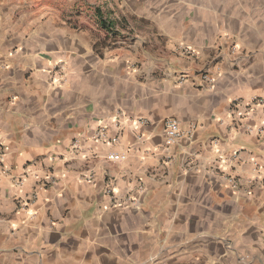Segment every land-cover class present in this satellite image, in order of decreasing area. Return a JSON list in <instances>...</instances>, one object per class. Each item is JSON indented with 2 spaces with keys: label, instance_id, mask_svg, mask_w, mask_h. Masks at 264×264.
Masks as SVG:
<instances>
[{
  "label": "crops",
  "instance_id": "1",
  "mask_svg": "<svg viewBox=\"0 0 264 264\" xmlns=\"http://www.w3.org/2000/svg\"><path fill=\"white\" fill-rule=\"evenodd\" d=\"M253 97L264 0H0V264H264V112L231 127ZM117 111L143 143L68 164Z\"/></svg>",
  "mask_w": 264,
  "mask_h": 264
},
{
  "label": "built area",
  "instance_id": "2",
  "mask_svg": "<svg viewBox=\"0 0 264 264\" xmlns=\"http://www.w3.org/2000/svg\"><path fill=\"white\" fill-rule=\"evenodd\" d=\"M182 54L185 55H194L195 53L192 51V49L189 48H182L180 49ZM64 71L65 67L62 62L55 63L53 67V72L55 74H58L62 80L64 78ZM201 80L207 83L210 88L213 85V80L210 76H208L207 73H201ZM184 78L180 79V82H183ZM60 82V80L58 81ZM262 110L264 112V99L253 97L252 99L248 100L247 102H243L242 100H234L233 106H232V130L238 131L244 127V122L247 120L246 118L249 117V115L255 114L257 111ZM242 112L243 115H242ZM146 125V121L142 118L137 119H131L126 118V116L117 111L110 117V121L108 123L99 125L97 129L89 136L88 138L79 140V139H73L69 145L68 150V164L75 165L79 161H83L87 159V156L85 155V149L82 145L81 141L87 144H97L101 146H106L109 151L105 154L104 159L108 163L112 164H119L124 163L129 156L130 148H120V141L123 135V131L127 130L136 145H140L143 143L144 138L142 134L140 133V129ZM247 130L250 132L251 130L247 128ZM164 135H165V141L164 145L165 147H171L173 146L182 136L184 133L180 130L179 122L175 119H168L164 123ZM2 158V155H0ZM90 180V178H89ZM112 180L107 181V194H112ZM14 186L16 187H22L23 186V180L19 179L14 183ZM137 193L141 194L143 191L142 185H138L136 188ZM34 198V194H31V200ZM112 202L114 205L117 206H126V204L129 202L132 206H136L137 200L136 198H131L127 196L125 199H118L113 196L112 194Z\"/></svg>",
  "mask_w": 264,
  "mask_h": 264
},
{
  "label": "trees",
  "instance_id": "3",
  "mask_svg": "<svg viewBox=\"0 0 264 264\" xmlns=\"http://www.w3.org/2000/svg\"><path fill=\"white\" fill-rule=\"evenodd\" d=\"M101 21V20H100ZM102 26H104V23H103V21H101V23H100ZM109 27V26H108Z\"/></svg>",
  "mask_w": 264,
  "mask_h": 264
}]
</instances>
